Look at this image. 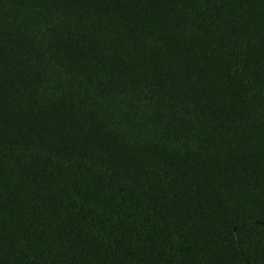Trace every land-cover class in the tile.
<instances>
[{
    "label": "trees",
    "instance_id": "1",
    "mask_svg": "<svg viewBox=\"0 0 264 264\" xmlns=\"http://www.w3.org/2000/svg\"><path fill=\"white\" fill-rule=\"evenodd\" d=\"M0 264H264V0H0Z\"/></svg>",
    "mask_w": 264,
    "mask_h": 264
}]
</instances>
